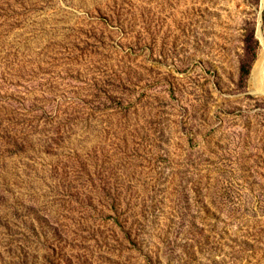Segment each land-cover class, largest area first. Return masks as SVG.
<instances>
[{
    "label": "rangeland",
    "instance_id": "rangeland-1",
    "mask_svg": "<svg viewBox=\"0 0 264 264\" xmlns=\"http://www.w3.org/2000/svg\"><path fill=\"white\" fill-rule=\"evenodd\" d=\"M264 0H0V264H264Z\"/></svg>",
    "mask_w": 264,
    "mask_h": 264
},
{
    "label": "bare ground",
    "instance_id": "bare-ground-1",
    "mask_svg": "<svg viewBox=\"0 0 264 264\" xmlns=\"http://www.w3.org/2000/svg\"><path fill=\"white\" fill-rule=\"evenodd\" d=\"M264 62V46H263V51H262V59L256 64L254 71H253V76H251L252 78V82L253 83H257L260 82L261 79V75L260 73L262 72V63Z\"/></svg>",
    "mask_w": 264,
    "mask_h": 264
},
{
    "label": "water",
    "instance_id": "water-1",
    "mask_svg": "<svg viewBox=\"0 0 264 264\" xmlns=\"http://www.w3.org/2000/svg\"><path fill=\"white\" fill-rule=\"evenodd\" d=\"M260 75L262 76V80L260 82L254 83V85L256 88V92L264 95V62L262 63V72L260 73Z\"/></svg>",
    "mask_w": 264,
    "mask_h": 264
}]
</instances>
